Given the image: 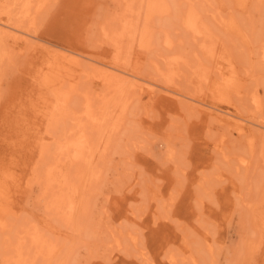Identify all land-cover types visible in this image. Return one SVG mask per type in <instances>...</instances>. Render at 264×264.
I'll list each match as a JSON object with an SVG mask.
<instances>
[{"label": "rangeland", "instance_id": "374dc122", "mask_svg": "<svg viewBox=\"0 0 264 264\" xmlns=\"http://www.w3.org/2000/svg\"><path fill=\"white\" fill-rule=\"evenodd\" d=\"M19 1L0 0V264L34 233L64 264H264V0H134L116 43L126 0ZM116 82L86 181L78 121L93 144L88 101L114 113Z\"/></svg>", "mask_w": 264, "mask_h": 264}, {"label": "bare ground", "instance_id": "6f19581e", "mask_svg": "<svg viewBox=\"0 0 264 264\" xmlns=\"http://www.w3.org/2000/svg\"><path fill=\"white\" fill-rule=\"evenodd\" d=\"M25 1V0H23ZM31 0H26L23 4L22 2L17 3V5H19V8H16L18 9V12H24V11H27V5H29V2ZM133 1L134 0H126L125 4L123 2V5L125 6L124 7V13H123V16L121 17L120 19V27L117 29L116 31V28L112 31L114 36H115V43H116V36L118 38H123V37H128L130 38L132 41H134L136 38H135V30H136V27L138 26L137 23L133 20V15H135L134 12V7H133ZM16 2H18V0H11L10 5L11 4H15ZM143 3V2H142ZM139 4V3H138ZM141 4V3H140ZM142 5V4H141ZM16 7V6H15ZM141 8V7H140ZM15 9V11H16ZM30 10V9H29ZM136 10V9H135ZM142 10V9H141ZM140 10V12H141ZM14 10H10V13L11 14H16ZM137 11V10H136ZM139 12V13H140ZM134 13V14H133ZM138 14V13H137ZM136 14V15H137ZM137 17V16H136ZM141 17V16H140ZM192 17V16H191ZM191 19V18H190ZM192 20V19H191ZM140 21V20H139ZM190 21V20H189ZM193 21V20H192ZM111 22V21H110ZM117 22V21H116ZM136 23V24H135ZM110 24V23H109ZM118 24V23H117ZM139 24V23H138ZM15 25V24H14ZM14 25L12 24H6L5 26L8 27V28H12V27H15ZM113 25V24H112ZM110 26V25H108ZM107 26V27H108ZM119 26V25H118ZM0 27H2V23L0 22ZM105 27V29H110L111 27ZM104 29V30H105ZM112 29V28H111ZM138 29V28H137ZM109 34V33H108ZM137 34V33H136ZM108 38H110L108 36ZM113 38V37H112ZM111 38V39H112ZM2 39V38H1ZM0 39V40H1ZM4 51V50H3ZM3 51H2V48L0 47V56L3 54ZM126 73V72H124ZM120 74V73H119ZM131 75V74H130ZM113 83V82H112ZM112 92H110V95H108V99H106V106L108 107V105H111L113 108V106L115 107V111L114 113L112 114L110 111H108L109 108H106L107 109L105 112L101 111L100 112V115L99 114H96L95 111L90 107L91 103L90 101H88V104H87V109H86V114L88 116H90L92 119H93V125H95L97 127V131H96V135H94V139L91 138V140H94V143L92 144L91 141H90V136L86 133L87 130H86V125L85 123H83L80 119L78 121V125H79V130H80V134L81 136H83V138L85 139L86 144L82 147H85V146H88V150L86 151L85 155H84V162H85V166H84V172L86 173V181H89L90 179H92V176L94 174L95 169H96V160H97V156H98V152H100V148H101V145L103 144H107L106 140L107 139V132H108V119H112V124H113V127H116V121L118 118H120V114L122 113L123 109L125 108V103L126 101H121L120 100H116V96L118 95H126L127 93V88L124 84L120 83V82H116V84H114V87L110 90ZM154 93V92H153ZM85 96V95H84ZM86 98V97H85ZM87 101V100H86ZM255 101L257 103L258 106H260L261 104V100H260V97L257 95L256 93V96H255ZM99 102V101H98ZM104 102V101H103ZM101 103V102H100ZM94 106V105H93ZM97 106V105H96ZM103 106V105H102ZM104 108V106H103ZM101 110V109H100ZM112 111V110H111ZM81 112V111H80ZM86 115V116H87ZM89 124V123H88ZM111 128V127H110ZM91 131V130H89ZM90 133V132H89ZM110 134V133H109ZM80 139V138H79ZM89 139V140H88ZM77 141V140H76ZM250 143V142H249ZM79 145V144H78ZM82 145V143H81ZM104 148V146L102 147ZM85 149V148H84ZM101 154V153H100ZM232 154V153H231ZM246 160V159H245ZM79 161V160H78ZM99 161V159H98ZM82 162V161H81ZM249 162V161H248ZM82 164V163H81ZM83 165V164H82ZM83 171V170H82ZM95 175V174H94ZM76 176V175H75ZM94 177V176H93ZM84 178V176H83ZM82 179V178H81ZM85 179V178H84ZM85 181V180H84ZM83 181V182H84ZM91 182V181H90ZM85 183V182H84ZM82 187V186H81ZM88 187V186H87ZM89 188V187H88ZM48 191V190H46ZM52 192H50V195H51ZM54 193V192H53ZM87 193V192H86ZM88 194V193H87ZM67 196L65 195L64 192H58L53 195V202H52V206L53 207H59V209L61 210V208L64 210V208L67 207L68 205V201L66 200ZM67 201V205H65L64 207V204H65V201ZM51 206V207H52ZM67 210L70 212L69 208H67ZM58 211V209H57ZM62 211V210H61ZM66 212V211H64ZM64 214V213H63ZM66 216H67V212H66ZM68 217V216H67ZM67 220L70 222L73 221L72 223H75V219H73V214L70 215V218H67ZM67 221V222H68ZM76 225V224H75ZM77 226V225H76ZM5 228V227H4ZM34 228V227H33ZM35 230V228H34ZM26 232V231H25ZM30 232V231H29ZM22 233V232H21ZM26 234H28L26 232ZM31 234V233H30ZM22 235V234H21ZM26 237V235L24 236H20L18 241L14 244H17L16 246L14 245L13 247H15V253L12 254V255H7L8 257H10L11 259H13V264H34L36 262V260L34 261V258H36V256H41L45 263L44 264H64V260H65V255L64 257H61L62 255V249L63 248H60L57 244H54L52 242H46L45 240H43L40 235H37L36 233H34V235L31 237V242H32V246L35 248L34 251H33V254L29 257L27 253L28 250H26L25 248V241H24V238ZM16 239V240H17ZM30 239V238H28ZM26 240V239H25ZM48 241V240H47ZM189 241V240H188ZM189 243V242H188ZM191 243V242H190ZM10 244V243H9ZM13 244V243H12ZM11 244V245H12ZM28 245H29V242H28ZM27 245V246H28ZM30 246V245H29ZM184 246H185V243H184ZM186 246H187V243H186ZM190 246H188L189 248ZM9 248V247H8ZM37 248V249H36ZM186 247V249L184 250L186 255H189L187 252H189L190 249H188ZM13 249V248H12ZM10 251V250H9ZM8 253V252H7ZM31 254V253H30ZM176 254V253H175ZM195 254V253H194ZM191 255V254H190ZM6 256V257H7ZM173 256V255H171ZM193 257V256H191ZM196 257V255H195ZM194 257V258H195ZM62 258V259H61ZM174 258V256H173ZM172 258V260H173ZM197 258V257H196ZM10 259V260H11ZM5 260V259H4ZM192 260V259H191ZM196 260V259H195ZM177 261V260H176ZM8 263V262H7ZM195 263V262H194ZM42 264V263H41Z\"/></svg>", "mask_w": 264, "mask_h": 264}]
</instances>
